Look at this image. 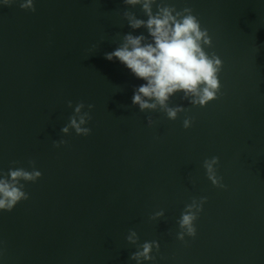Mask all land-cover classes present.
<instances>
[{
	"label": "water",
	"instance_id": "95a60500",
	"mask_svg": "<svg viewBox=\"0 0 264 264\" xmlns=\"http://www.w3.org/2000/svg\"><path fill=\"white\" fill-rule=\"evenodd\" d=\"M20 2L0 5V172L42 175L0 211V264H135L129 229L159 242L154 264H264V0H169L191 7L211 37L205 51L222 60L217 98L199 106L176 93L175 120L132 105L142 81L104 56L132 31L122 13L143 17L139 6ZM68 101L89 111L88 135L60 132ZM212 156L225 187L206 176ZM200 197L196 235L181 241L180 214Z\"/></svg>",
	"mask_w": 264,
	"mask_h": 264
},
{
	"label": "clouds",
	"instance_id": "9594fccd",
	"mask_svg": "<svg viewBox=\"0 0 264 264\" xmlns=\"http://www.w3.org/2000/svg\"><path fill=\"white\" fill-rule=\"evenodd\" d=\"M14 0H0V5H10ZM123 4L132 8L139 6L143 17H138L127 9L122 13L128 27L132 30L121 37V42L112 51L104 53L108 61L116 60L127 68L130 73L141 80L133 89L132 105L140 111L157 109L162 110L166 117L175 120L178 113L182 112V105H169V100L176 93H183L193 105L204 106L209 101L217 98L220 90L218 73L221 70L222 60L213 52L211 55L205 51L212 41L206 28H202L200 21L193 14L191 7L184 6L177 9L169 0H122ZM19 6L23 9L35 10L34 0H21ZM144 31L136 34V30ZM68 106L73 108L60 132L68 134L74 130L77 135H88L91 129L87 125L90 117L89 111L83 102H78L73 107L68 101ZM87 108L91 110L92 104ZM147 123L151 126L154 122L149 117ZM192 120L186 116L182 126L187 129ZM65 141L53 140L54 146L64 144ZM218 157L205 158L203 168L207 178L218 187H225L217 175L216 165ZM30 163H32L30 161ZM42 173L33 167L26 170L22 167L9 168L7 174L0 172V211H10L21 200L28 199L22 181H36ZM206 197L199 200L193 198L184 206L177 221L179 231L176 238L183 241L185 236L196 235L194 221L202 210ZM164 215V210L155 211L150 219ZM125 239L136 246L129 257L135 264L155 262L152 255L153 249L159 250L156 240L138 243L137 232L129 229Z\"/></svg>",
	"mask_w": 264,
	"mask_h": 264
}]
</instances>
